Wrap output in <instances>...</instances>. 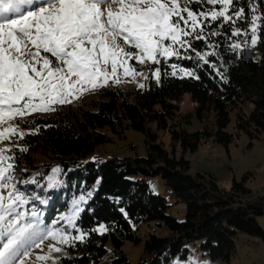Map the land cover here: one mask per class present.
<instances>
[{"label":"trees","instance_id":"obj_1","mask_svg":"<svg viewBox=\"0 0 264 264\" xmlns=\"http://www.w3.org/2000/svg\"><path fill=\"white\" fill-rule=\"evenodd\" d=\"M253 2L258 7L256 15L261 17L257 21L255 47L250 46V35L231 36L229 24L217 27L220 20L205 22L210 23L205 32L217 31L221 35L192 40V48L186 53L192 59L172 57L167 63L151 65L161 70L159 82L147 66L148 78L143 89L125 93L110 83L91 97H85L77 108L59 106L35 117L23 139L13 136L11 142L6 141L12 148L9 154L14 155L11 161L14 182L30 197L29 210L33 198L45 200L48 208L38 206L37 211L40 217L44 213L43 219L52 228H64L71 235H78L60 218L71 216V205L85 197L79 203L82 211L75 221L77 228L87 234L85 240L76 241L73 246L62 245L57 264H100L107 254L108 243L115 251H121L127 242L141 243L135 229L141 223H162L170 235L150 234L140 264H175L176 258H187L189 246L197 243L213 260L230 263L236 253L235 237L239 232L264 238L257 222L258 217L264 216V198L243 201L249 192L245 182L234 181L227 191L220 188L213 176L189 174L190 161L184 156L178 158L175 152L171 156L164 143L159 142V132H163L174 148L179 145L184 153H195L210 139L230 143L243 131L252 137L264 133V2L247 0L249 5ZM233 5L244 7L245 20L232 27L250 28L251 12L245 0H239V4L233 0ZM189 7L200 11L213 6L191 3ZM215 8L220 10V5ZM232 11L230 8V15ZM244 40L249 42L248 46H244ZM236 41L242 47L233 51L229 45ZM209 43L215 47H207ZM192 49L214 52L208 60L215 62L224 78L210 64L197 58ZM173 63L195 72L199 79L180 72L171 75ZM186 95L196 104L192 116L180 112V103ZM247 102L255 105L251 114L243 111ZM234 111H237L238 132L232 134L226 129ZM210 118L212 125L205 124L201 130L191 131L188 127L193 119L208 123ZM128 130L145 135L146 156L106 159L96 156L98 149L113 142V136L121 138ZM144 177H160L171 188L178 203L186 205L184 221L169 214L167 200L154 193ZM33 178L35 184L23 183ZM100 225L107 231L94 230ZM123 262H127L124 255L114 260V264Z\"/></svg>","mask_w":264,"mask_h":264},{"label":"snow or ice","instance_id":"obj_2","mask_svg":"<svg viewBox=\"0 0 264 264\" xmlns=\"http://www.w3.org/2000/svg\"><path fill=\"white\" fill-rule=\"evenodd\" d=\"M191 3L213 7L193 11ZM245 3L251 12L250 28L232 27L245 20L244 7L234 6L233 0H0V126L8 124L0 131V142H11L13 136L23 139L25 135L10 121L35 112L53 111V106L71 103L85 91L107 86L109 80L119 83V69L124 77L143 76L130 60L148 65L150 74L159 82L161 70L151 68L152 64L159 65L161 59L167 63L172 57L192 59L186 55L192 40L221 35L217 31L205 32V27H210L205 22L220 20L217 27L229 24L231 36L250 35V46L255 47L257 21L261 17L256 15L255 2ZM216 5H220V10H216ZM243 44L248 46L249 42L244 40ZM207 47L215 45L209 43ZM229 47L237 51L242 43L236 41ZM192 51L224 78L215 62L208 60L214 52ZM170 67L173 76L180 72L199 79L195 72L178 68L175 63ZM20 151L26 152L27 148ZM11 152L10 147H0V264H26L33 249L41 248L48 240L55 241L48 245V254L36 258L52 259L57 264L59 258L51 256L52 252L63 251L57 245L73 246L76 241L85 240L87 234L75 223L81 211L78 204L85 197L74 202L71 216L60 218L78 235H71L64 228H41L36 210L31 212L32 219L26 220L27 213L19 209L29 203V197L14 182ZM29 182L35 184L36 180L23 181ZM4 189L8 190L7 195ZM94 230L103 233L107 228L100 225Z\"/></svg>","mask_w":264,"mask_h":264},{"label":"rangeland","instance_id":"obj_3","mask_svg":"<svg viewBox=\"0 0 264 264\" xmlns=\"http://www.w3.org/2000/svg\"><path fill=\"white\" fill-rule=\"evenodd\" d=\"M192 10V9H191ZM166 43H168L166 41ZM132 51V49H126ZM171 59V58H170ZM169 59V60H170ZM168 60V61H169ZM165 62L161 59L160 64ZM129 63L136 68L138 72H143L144 75L140 76H127L122 75V69L118 70L117 76L120 79L119 83H114L109 80V83H114L119 89L127 93L136 89H143L146 86L148 77L147 70L148 65H139L136 60H130ZM153 65V64H152ZM140 84H144L143 88L139 87ZM102 87H97L94 90L85 91L79 95V98H73L71 103L63 105H55L54 108L59 106L77 108L81 105L82 100L87 97H91L98 92ZM92 99V98H91ZM91 99H88L90 101ZM196 108V104L191 100L190 95H186L180 103V112L183 116H192ZM255 109L253 102H247L243 106V111L246 114H251ZM47 112H35L25 116L23 119L16 118L9 123L11 125H18L19 131L26 132L29 128L30 121L37 116H42ZM236 115L237 111L231 114V123L226 131L228 133L235 134L236 129ZM213 118H210L209 122L201 123L198 119H193L192 123L188 125L191 131H198L203 128L205 124L212 125ZM27 125V126H26ZM8 127V124L0 126V131L3 128ZM160 143H164L165 149L169 154L176 153L178 158L184 156L191 163V171L189 174L196 175L197 173L204 174L206 177L213 176L217 179V183L220 188L229 191L234 181L237 183L245 182L246 188L249 192L243 196V201H256L260 198H264V133L255 134L254 137L250 136L246 132H241L239 135H235L234 139L230 143H220L214 139H210L207 142L202 143L199 149L195 153H184L179 145L175 148L172 146V142L169 136L163 132H159ZM0 147H9L6 141L0 142ZM100 158H110L114 156L134 158L136 156H146L147 146L145 144V135L141 132L133 130L126 131L123 137L113 136V142L102 146L96 152V156ZM145 181L150 185L151 190L164 197L170 205L169 214L174 216L179 221L185 220L186 205L184 203H178V199L168 186L165 185L160 177H144ZM4 195H7V189L2 190ZM34 196H31L33 198ZM30 199V197H29ZM34 203L31 206L29 204L23 205L19 211L27 213L26 220H31L32 210H38V206L44 205V209L48 208V204L45 200L39 198L38 200L32 199ZM78 207L82 211V207ZM74 204L70 207L71 215L73 214ZM79 212L78 216L80 215ZM38 212V211H37ZM77 216V218H78ZM44 218V213L39 219L41 221V228H52L48 225ZM76 218V219H77ZM76 221V220H75ZM25 221H21L23 224ZM257 222L264 231V216L258 217ZM137 232L142 239L141 243L133 244L127 242L121 251H115L111 243L107 244V254L102 258L100 264H114V260L124 255L127 258V262L121 264H140L145 255V244L150 234L158 236H169L170 232L167 227L161 223L152 222L150 224L141 223L135 226ZM55 241L48 240L41 248L33 249V255L26 260V264H53L52 259L47 261H40L36 257L38 255L48 254V245L53 244ZM236 253L233 255L230 263H224L221 260H213L208 251L201 248L200 244H191L189 246V254L187 258H176L175 264H264V238L260 235H248L239 232L235 237ZM62 247V245H57ZM123 253V254H122ZM56 252H52L53 258H58Z\"/></svg>","mask_w":264,"mask_h":264}]
</instances>
